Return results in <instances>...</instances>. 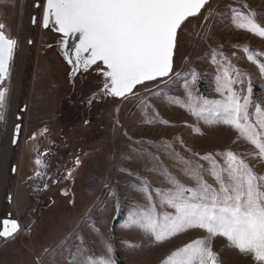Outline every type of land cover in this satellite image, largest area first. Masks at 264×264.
<instances>
[{"label": "rangeland", "instance_id": "374dc122", "mask_svg": "<svg viewBox=\"0 0 264 264\" xmlns=\"http://www.w3.org/2000/svg\"><path fill=\"white\" fill-rule=\"evenodd\" d=\"M21 2L0 0V30L17 41L8 78L0 83V91L11 83L8 119L0 121V231L4 218L23 228L10 239L0 237V264H87L89 257L99 264L108 244L115 264H169L173 253L196 240L210 243L218 264H253L225 237L204 229L157 241L129 224L130 214L137 219L152 204L161 222L174 215L163 197L174 190L173 180L195 188L197 165L203 180L217 187L208 154L223 167L231 151L264 174V157L234 127L210 113L194 114L205 100L222 98L216 76L229 61L243 81L233 87L246 93L250 79L253 101L264 112V73L248 59L251 53L264 62V37L240 27L242 16L233 12L247 16L251 9L264 24V0H210L178 34L172 74L123 98L105 93L98 65L71 80L60 35L42 25L45 0H27L25 13ZM249 111L255 122V107ZM18 123L22 133L14 145Z\"/></svg>", "mask_w": 264, "mask_h": 264}, {"label": "snow or ice", "instance_id": "6c2138e0", "mask_svg": "<svg viewBox=\"0 0 264 264\" xmlns=\"http://www.w3.org/2000/svg\"><path fill=\"white\" fill-rule=\"evenodd\" d=\"M206 3L207 0H46L42 22L44 28L51 23L55 31L65 37L79 35L75 57L68 60L74 66L73 72L81 66L87 70L101 62L106 66L103 72L105 93L125 97L137 85L168 76L172 71L182 25L188 17L197 15ZM233 12L242 16L240 27L264 37V24L257 21L253 10L249 9L247 16L236 9ZM3 28L4 25L0 24V29ZM16 44L15 39L0 30V83L9 75ZM219 55L223 57V53ZM216 56L217 53L213 52V62H216ZM223 59L227 60L226 57ZM248 59L257 63L264 73V62L258 61L251 53ZM230 64L229 61L216 76V91L222 98L205 100L204 106L194 114L210 113L217 122L234 127L254 145L258 150L256 154L264 157V112L253 101L250 79L246 93L244 88L233 87L243 81L238 69L230 70ZM195 78L194 73L193 80ZM5 93L6 90L0 91V107L5 103ZM253 107L257 115L255 122L250 119L249 110ZM21 133L20 124L15 125L14 135ZM224 155L223 167L212 159L211 154L205 157L212 163L211 174L217 187L203 180L197 165L191 173L196 180L195 188L173 180L174 190H167L169 194L163 197L175 209L174 215L165 214L161 222L156 206L152 204L137 219H132L130 214L129 226L134 224L143 228L157 241L190 228L204 229L210 237H225L231 246L250 256L253 264H264V174H258L244 158L231 151ZM35 163L41 165L42 161L37 159ZM76 163L79 164V160ZM36 175L42 174L37 172ZM143 191L151 201L147 187ZM19 231L17 221L4 220L0 237H12ZM112 252L113 248L108 244L107 257H102L99 264H115ZM87 264H97V261L89 257ZM169 264H218V258L208 241L196 240L173 253Z\"/></svg>", "mask_w": 264, "mask_h": 264}, {"label": "water", "instance_id": "95a60500", "mask_svg": "<svg viewBox=\"0 0 264 264\" xmlns=\"http://www.w3.org/2000/svg\"><path fill=\"white\" fill-rule=\"evenodd\" d=\"M210 2V0H207V3L205 4V6L203 7V8H201V10H200V12L197 14V15H195V16H191V17H188V19L187 20H189L190 18H193V17H197V16H199L200 14H201V12L203 11V9L207 6V4ZM45 6H46V0H45ZM186 20V21H187ZM185 21V22H186ZM42 25H43V22H42ZM183 26V25H182ZM48 27H52L54 30H55V27H54V25H52L51 23L49 24V26ZM56 33H58L57 31H55ZM59 35H60V39H59V45H58V49H59V51L61 52V54L64 56V58L66 59V61L68 62V60H69V58H74L75 57V49H76V47L79 45V35L78 34H76V35H73V36H68V37H65V36H63V34H61V33H58ZM66 41V44L64 43ZM176 52V51H175ZM69 54H71V55H69ZM82 55H84V56H87L88 54L87 53H83ZM174 59H175V54H174V58H173V67H172V71L168 74V76H170L171 74H172V72H173V69H174ZM69 63V62H68ZM70 64V63H69ZM70 65H72V64H70ZM95 65H98V66H100V71H101V73L103 74V72L106 70V66H104L101 62H97V64H94V65H91L90 67H92V66H95ZM73 65H72V71H71V75H70V77H71V80H73L74 79V77L76 76V74L82 69V68H84L83 66H81L77 71H75V72H73ZM90 67H88V68H90ZM9 68H10V66H9ZM87 68V69H88ZM168 76H165V77H159V78H157L156 80H158V79H163V78H166V77H168ZM103 77H104V75H103ZM8 78V77H7ZM6 78V79H7ZM5 79V80H6ZM104 79H105V77H104ZM156 80H153V81H156ZM153 81H146V82H153ZM146 82H144V83H146ZM143 83V84H144ZM141 85V84H140ZM137 86H139V85H137ZM136 86V87H137ZM136 88H134L133 89V91L135 90ZM129 94H131V93H128V94H126V96L127 95H129ZM112 96V95H111ZM117 98H123V97H117ZM18 118L20 119L21 118V115H18ZM18 124H20V126H22L21 125V123H18ZM19 136H20V134L18 135V136H16V135H14V138H13V143H14V145H16L17 144V142H18V139H19ZM4 220H15V221H17V223L19 224V221L17 220V219H11V218H4L3 220H2V229H1V231L3 230V221ZM19 226H20V224H19ZM23 231V228L20 226V231L17 233V234H19V233H21ZM17 234H15L14 236H12V237H15ZM12 237H8V238H5V237H3L4 239H10V238H12Z\"/></svg>", "mask_w": 264, "mask_h": 264}, {"label": "bare ground", "instance_id": "6f19581e", "mask_svg": "<svg viewBox=\"0 0 264 264\" xmlns=\"http://www.w3.org/2000/svg\"><path fill=\"white\" fill-rule=\"evenodd\" d=\"M22 4V12L25 13L26 12V6H27V0H23ZM208 5V4H207ZM207 7V6H206ZM205 7V8H206ZM204 8V9H205ZM203 9V10H204ZM29 13V12H28ZM202 13V12H201ZM187 22V21H186ZM185 22V23H186ZM183 27V26H182ZM19 42V41H18ZM3 90H6L5 93V103L2 107H0V116H2L3 118L0 119V121H5L8 119V109L10 107V99H11V83H10V79H9V83H7V85L5 87H3ZM1 90V91H3ZM10 110V109H9ZM26 232L29 234L30 233V229H27Z\"/></svg>", "mask_w": 264, "mask_h": 264}, {"label": "flooded vegetation", "instance_id": "af4514ba", "mask_svg": "<svg viewBox=\"0 0 264 264\" xmlns=\"http://www.w3.org/2000/svg\"><path fill=\"white\" fill-rule=\"evenodd\" d=\"M44 155V154H43ZM45 159L44 160H42V164H45ZM41 164V165H42ZM40 165V166H41ZM38 172H40L42 175L40 176L41 177V179H43L44 178V176H45V169L44 168H41V167H39V169H38ZM30 187H31V185H30Z\"/></svg>", "mask_w": 264, "mask_h": 264}, {"label": "trees", "instance_id": "16d2710c", "mask_svg": "<svg viewBox=\"0 0 264 264\" xmlns=\"http://www.w3.org/2000/svg\"><path fill=\"white\" fill-rule=\"evenodd\" d=\"M118 263H119V264H125V263H123V262H122V261H120V260H119V262H118Z\"/></svg>", "mask_w": 264, "mask_h": 264}]
</instances>
